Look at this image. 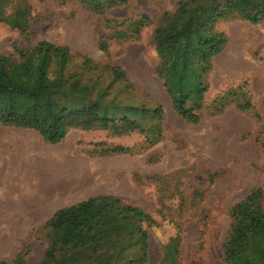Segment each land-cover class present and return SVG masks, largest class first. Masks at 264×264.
Returning a JSON list of instances; mask_svg holds the SVG:
<instances>
[{
	"label": "rangeland",
	"instance_id": "1",
	"mask_svg": "<svg viewBox=\"0 0 264 264\" xmlns=\"http://www.w3.org/2000/svg\"><path fill=\"white\" fill-rule=\"evenodd\" d=\"M115 1L15 0L6 8L11 16L27 2L31 17L28 34L0 22L4 55H12L15 45L33 48L42 41L67 46L124 69L135 91L127 95L122 85L114 91L135 106H160L163 115L133 114L142 131L124 136L72 129L57 145L46 143L37 131L0 123V261L13 263L24 252L25 264H42L50 243L44 225L56 211L113 196L154 220L152 227L144 224L147 264H163L172 243L178 246V264H225L230 209L253 189L264 192V20L253 25L234 18L217 25L228 43L213 59L200 119L190 123L174 110L156 72L157 22L181 0L111 5ZM10 78L30 88L25 72ZM30 90L20 94L0 81V102L29 110L35 104ZM116 147L126 151L112 154ZM87 175L88 181H80ZM78 190L88 193H74ZM69 191L71 199L60 195ZM60 198L65 203H56Z\"/></svg>",
	"mask_w": 264,
	"mask_h": 264
},
{
	"label": "trees",
	"instance_id": "2",
	"mask_svg": "<svg viewBox=\"0 0 264 264\" xmlns=\"http://www.w3.org/2000/svg\"><path fill=\"white\" fill-rule=\"evenodd\" d=\"M15 0H0V22L22 34L30 28L31 7L18 6L6 16ZM84 1V0H83ZM122 0L113 2V6ZM93 5V4H91ZM96 6V5H94ZM241 18L253 25L264 20V0H181L174 12H165L155 29L156 68L174 110L197 123L209 90L213 59L227 46L228 38L217 30L225 20ZM106 51V45L100 46ZM25 72L30 88L12 83L10 76ZM104 76L110 82L105 84ZM0 81L7 90L33 91V108L18 111L0 102V123L37 131L49 144L62 143L72 129L110 130L116 136L142 131L133 114L161 119L162 107L135 106L114 91L122 85L127 95L135 91L124 69L101 64L67 46L42 41L33 48L14 46L12 55L0 50ZM27 93V94H29ZM116 147L112 154L124 153ZM264 192L255 188L230 209V234L223 244L225 264H264ZM154 220L141 208L113 196H99L60 209L46 222L50 240L42 264H147L149 235L144 224ZM177 245L166 246L163 264H178ZM21 252L13 263L25 264Z\"/></svg>",
	"mask_w": 264,
	"mask_h": 264
},
{
	"label": "crops",
	"instance_id": "3",
	"mask_svg": "<svg viewBox=\"0 0 264 264\" xmlns=\"http://www.w3.org/2000/svg\"><path fill=\"white\" fill-rule=\"evenodd\" d=\"M60 151H62V150H60ZM66 157V156H65ZM65 157L63 158L64 160H65ZM52 160V159H51ZM89 180V175H87V177H85V178H80V181H83V182H85V181H88ZM73 192H71V191H69V192H63L62 194H60L61 196H65V195H68L69 197H70V199L72 198L71 196V194H72ZM74 193H76V194H81V195H83V194H85V193H88V191H81V190H78V191H75ZM50 196H54V195H56V193L55 192H51L50 194H49ZM59 195V196H60ZM45 196H47V195H45ZM65 199H63V198H60L56 203H65Z\"/></svg>",
	"mask_w": 264,
	"mask_h": 264
},
{
	"label": "bare ground",
	"instance_id": "4",
	"mask_svg": "<svg viewBox=\"0 0 264 264\" xmlns=\"http://www.w3.org/2000/svg\"><path fill=\"white\" fill-rule=\"evenodd\" d=\"M1 242H2V241H1ZM1 242H0V243H1ZM1 247H2V246H1ZM5 247H6V246H5ZM6 248H7V247H6ZM3 252H4V251H3V248H0V255H1V256H2Z\"/></svg>",
	"mask_w": 264,
	"mask_h": 264
}]
</instances>
